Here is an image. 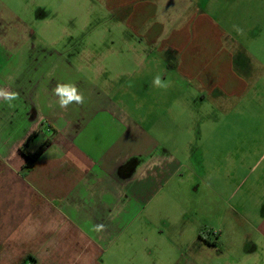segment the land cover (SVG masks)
I'll return each instance as SVG.
<instances>
[{"label":"rangeland","instance_id":"rangeland-1","mask_svg":"<svg viewBox=\"0 0 264 264\" xmlns=\"http://www.w3.org/2000/svg\"><path fill=\"white\" fill-rule=\"evenodd\" d=\"M127 1L0 0V87L52 95L74 83L85 108L105 94L158 140L157 190L101 264H264V0H149L147 25L197 30L198 46L230 49L245 67L247 85L212 96L183 83L143 90L157 70L127 39V18L148 0ZM51 137L43 129L29 144Z\"/></svg>","mask_w":264,"mask_h":264},{"label":"crops","instance_id":"crops-1","mask_svg":"<svg viewBox=\"0 0 264 264\" xmlns=\"http://www.w3.org/2000/svg\"><path fill=\"white\" fill-rule=\"evenodd\" d=\"M154 5H136L127 18L134 29L127 39L152 61L147 68L209 96L246 84L245 67L230 49L219 57L217 49L198 46L197 30L167 31L157 20L147 25L143 16L155 12ZM149 73L140 77L146 93ZM37 92L19 93L12 107L0 101V263L101 264L116 231L130 225L133 212L157 190L159 142L105 94L89 100L96 105L61 110L50 107L55 98L45 86ZM41 127L54 137L32 163L21 147L37 150L41 145L29 143ZM100 224L103 230H94ZM258 228L264 236V219Z\"/></svg>","mask_w":264,"mask_h":264},{"label":"clouds","instance_id":"clouds-1","mask_svg":"<svg viewBox=\"0 0 264 264\" xmlns=\"http://www.w3.org/2000/svg\"><path fill=\"white\" fill-rule=\"evenodd\" d=\"M151 88L167 90L171 87V81L165 80L160 74H156L150 84ZM52 96L55 98L54 103L50 107H59L61 110H66L71 104L82 105L85 102L83 93L74 83H57L51 89ZM19 99V93L9 90L8 88L0 87V101H3L9 107L14 106V102ZM104 225H95L94 230H103Z\"/></svg>","mask_w":264,"mask_h":264},{"label":"trees","instance_id":"trees-1","mask_svg":"<svg viewBox=\"0 0 264 264\" xmlns=\"http://www.w3.org/2000/svg\"><path fill=\"white\" fill-rule=\"evenodd\" d=\"M50 144V139H48L45 144H42L37 150L34 152H29L27 149H25L24 146L21 147L22 153L30 160V162H34L38 156L42 153V151ZM31 163V165H32ZM30 165V166H31ZM24 264V263H22ZM31 264H36L35 261L31 262Z\"/></svg>","mask_w":264,"mask_h":264},{"label":"flooded vegetation","instance_id":"flooded-vegetation-1","mask_svg":"<svg viewBox=\"0 0 264 264\" xmlns=\"http://www.w3.org/2000/svg\"><path fill=\"white\" fill-rule=\"evenodd\" d=\"M209 241V240H208ZM208 241H206V242H208ZM217 242V241H216ZM209 243H212V241H210Z\"/></svg>","mask_w":264,"mask_h":264}]
</instances>
